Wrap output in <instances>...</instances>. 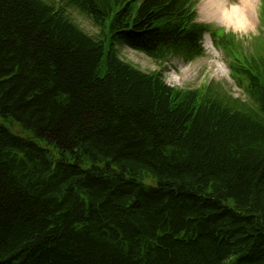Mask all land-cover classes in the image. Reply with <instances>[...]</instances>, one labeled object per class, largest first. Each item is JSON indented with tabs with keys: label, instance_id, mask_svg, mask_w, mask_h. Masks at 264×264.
Here are the masks:
<instances>
[{
	"label": "trees",
	"instance_id": "1",
	"mask_svg": "<svg viewBox=\"0 0 264 264\" xmlns=\"http://www.w3.org/2000/svg\"><path fill=\"white\" fill-rule=\"evenodd\" d=\"M196 3L0 0V264H264V38ZM206 33L243 96L118 52L196 61Z\"/></svg>",
	"mask_w": 264,
	"mask_h": 264
},
{
	"label": "rangeland",
	"instance_id": "2",
	"mask_svg": "<svg viewBox=\"0 0 264 264\" xmlns=\"http://www.w3.org/2000/svg\"><path fill=\"white\" fill-rule=\"evenodd\" d=\"M197 1L198 4L196 9L198 12V22L212 27L215 31L234 34L238 40L244 43L245 49H251V44L255 37H264V0L254 1L256 2L254 14L256 13V15L259 16V20L257 19L253 29L247 32H237L218 22L205 19L201 8L202 4H205V2H203L205 0ZM223 3L227 11H231L233 7L240 6L239 8H242L248 6H242L244 2L241 3L240 0H223ZM69 17L87 34L94 37L100 34V29L96 28L92 22L77 9H69ZM202 47L204 49V55L196 61L186 62L182 57L173 55L167 62L161 65L144 54L133 51L124 45L118 46V52L121 59L145 72L162 71L166 82L172 87L197 89L204 84L213 82L222 85L235 97L243 96V90L237 86L235 78L231 75L230 58L223 49L214 44L210 34L205 35L203 38ZM243 54L246 55V53ZM12 130L20 133L19 129L16 127L12 128Z\"/></svg>",
	"mask_w": 264,
	"mask_h": 264
},
{
	"label": "bare ground",
	"instance_id": "3",
	"mask_svg": "<svg viewBox=\"0 0 264 264\" xmlns=\"http://www.w3.org/2000/svg\"><path fill=\"white\" fill-rule=\"evenodd\" d=\"M255 0H240L243 3L242 6L248 5L247 7H233L231 11H227L224 7L223 0H205V4L201 6L203 10L204 18L209 21L218 22L229 29L237 32H247L253 29L254 20L256 19L255 11Z\"/></svg>",
	"mask_w": 264,
	"mask_h": 264
}]
</instances>
